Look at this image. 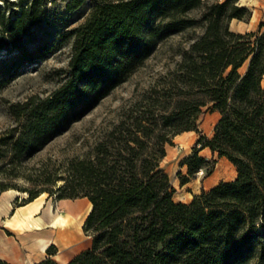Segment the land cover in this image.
Segmentation results:
<instances>
[{"label": "trees", "instance_id": "trees-1", "mask_svg": "<svg viewBox=\"0 0 264 264\" xmlns=\"http://www.w3.org/2000/svg\"><path fill=\"white\" fill-rule=\"evenodd\" d=\"M3 1L0 62L8 80L57 46H30V28L41 21L36 2L13 10L15 3ZM201 7V17L190 15ZM251 17L240 0H97L72 32V58L61 85L45 98L12 107L17 126L0 141V173L8 175L127 81L161 41L204 29L181 49L173 78L162 84L156 101L138 116L113 122L87 154L69 161L58 199H89L84 230L92 247L68 264H264V23L246 33L230 28L233 20ZM203 107L221 114L212 138L200 130ZM187 131L198 132L197 144L228 158L238 175L183 203L174 200L162 161L166 143ZM214 163L196 147L181 162L187 166V175L178 173L181 184L201 170L209 176ZM10 188L0 180V194ZM44 192L30 190L23 203ZM56 251L49 247L48 257L36 264H59L52 258Z\"/></svg>", "mask_w": 264, "mask_h": 264}, {"label": "rangeland", "instance_id": "rangeland-1", "mask_svg": "<svg viewBox=\"0 0 264 264\" xmlns=\"http://www.w3.org/2000/svg\"><path fill=\"white\" fill-rule=\"evenodd\" d=\"M9 1L15 3L11 6L13 10H19L20 5L30 6L36 2L37 18L41 21L30 28V33L27 35L30 38V46L49 42L54 43L57 49L47 58L23 66L17 75L8 80L3 75L4 68L0 62L1 142H4L9 135L11 128L17 126L16 118L12 113L13 106L24 104L34 97L45 98L61 85L72 58L74 43L72 32L86 21L97 0H85L73 10H70L68 5L77 4L81 0ZM0 4L4 5V1L0 0ZM203 11L204 7H201L193 10L190 15L199 18ZM230 28L235 32H249L245 23L236 19L231 22ZM203 31L201 27L190 28L161 41L154 55L127 81L113 89L89 109L80 120L62 130L37 153L22 158L11 170V174L15 175L0 173V180L11 186V190L0 194L1 206L8 205V198L14 196H19L14 206L21 205L29 197L30 190H45L41 196L58 199V189L64 184L63 177L67 174L69 161L87 154L102 136L104 130H107L113 122L124 116H138L148 104L156 101L161 95L158 91L162 84L170 82L173 78L172 73L181 58V49L187 48L194 39L202 35ZM4 54L6 52H3L1 56L4 57ZM247 68L248 64H245L240 72L244 74ZM220 119L219 111H211L208 107H203L200 115L202 134L212 138ZM199 138L200 134L196 131L183 132V137L172 136L171 142L165 145L167 156L162 161V166L169 174L172 186L175 188L174 200L176 202L190 203L197 196L194 192H198V195L202 193H199L202 186L199 181L198 185L180 188L177 180L180 170L179 159L186 152L192 154L196 147L200 148L201 145L197 144ZM205 156L210 157V155ZM208 160L215 162L212 173L213 175L218 174V182H224V180L230 182L235 173L238 175L237 167L231 161L221 164L214 156ZM197 174L201 182L208 177L205 170ZM48 178L52 181L56 180V184L53 185ZM6 233L10 232L6 231Z\"/></svg>", "mask_w": 264, "mask_h": 264}, {"label": "crops", "instance_id": "crops-1", "mask_svg": "<svg viewBox=\"0 0 264 264\" xmlns=\"http://www.w3.org/2000/svg\"><path fill=\"white\" fill-rule=\"evenodd\" d=\"M240 3L252 10V17L248 22L238 21L245 23L247 31H255L260 23H264V0H240ZM176 137H183V133ZM199 153L207 159L214 156L221 164H227L230 161L228 158L220 157L218 153L212 152L208 147L202 149L200 146ZM189 155V152H186L179 159V172L182 175H187V166H182L181 162ZM205 155H210V157ZM218 177L217 173L214 175L212 173L201 182L202 180L197 174L184 185L181 184L179 176L177 180L180 188L198 185L199 181L200 184L202 183L200 193L219 185L221 181H217ZM236 177L235 173L230 181L235 180ZM226 181L224 180V182ZM176 183H174L175 187ZM194 193L198 195V192ZM2 197L1 195V199ZM17 198L19 196L8 198L9 204L4 206H1L0 200V263L36 264L48 257L47 249L49 247L55 246L57 251L52 258L59 264H68L77 255L92 247V237L84 230L85 221L92 209L88 198L54 199L39 196L29 203L14 206ZM57 215L61 217L58 220L56 219ZM6 231L10 233L8 234ZM43 241H47V245L44 247Z\"/></svg>", "mask_w": 264, "mask_h": 264}, {"label": "bare ground", "instance_id": "bare-ground-1", "mask_svg": "<svg viewBox=\"0 0 264 264\" xmlns=\"http://www.w3.org/2000/svg\"><path fill=\"white\" fill-rule=\"evenodd\" d=\"M10 190H11V189H10ZM6 191H7V190H6ZM25 198H26V197H25ZM54 208H55V207H54ZM54 211H55V210H54ZM60 218H61V217H60L59 215L56 216V219H57V220L60 219ZM55 222H56V221H55ZM57 223H58V222H57ZM42 244H43V247L46 246V245H47V241H43Z\"/></svg>", "mask_w": 264, "mask_h": 264}]
</instances>
